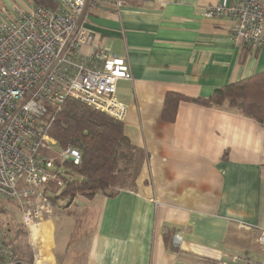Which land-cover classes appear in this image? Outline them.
<instances>
[{
  "label": "crops",
  "instance_id": "crops-1",
  "mask_svg": "<svg viewBox=\"0 0 264 264\" xmlns=\"http://www.w3.org/2000/svg\"><path fill=\"white\" fill-rule=\"evenodd\" d=\"M218 1H87L83 27L125 58L131 73L116 83V97L127 108L124 133L145 156L133 184L115 195L53 203L31 229L32 264H191L192 254L218 264L258 240L264 126L225 106L184 99L172 121L162 118L169 94L209 96L264 70V48L243 56L229 18L203 15ZM27 2L0 6L26 9Z\"/></svg>",
  "mask_w": 264,
  "mask_h": 264
},
{
  "label": "built area",
  "instance_id": "built-area-1",
  "mask_svg": "<svg viewBox=\"0 0 264 264\" xmlns=\"http://www.w3.org/2000/svg\"><path fill=\"white\" fill-rule=\"evenodd\" d=\"M87 1L58 0L54 8L0 6V210L14 204L30 232L51 213L52 197L64 185L65 163L81 162L77 148L59 147L49 133L63 102L74 98L121 122L127 114L116 83L131 73L125 58L83 27ZM112 2L118 7L124 0ZM203 15L227 16L234 41L244 49L264 48V0H219ZM258 240L260 259L233 254L218 264H264V228ZM180 242L173 234V247ZM0 264H25L17 260L1 216Z\"/></svg>",
  "mask_w": 264,
  "mask_h": 264
},
{
  "label": "trees",
  "instance_id": "trees-1",
  "mask_svg": "<svg viewBox=\"0 0 264 264\" xmlns=\"http://www.w3.org/2000/svg\"><path fill=\"white\" fill-rule=\"evenodd\" d=\"M30 1L31 5L44 8H54L57 4L56 0ZM183 99L206 107L225 106L264 126V70L215 88L209 96L186 98L169 94L165 98L162 118L172 121L177 102ZM49 133L59 147L72 145L81 154L79 164L65 163L66 175L62 176L64 185L61 192L67 196L69 203L76 196L91 198L101 193L111 197L119 189L130 187L145 156L140 148L131 144L121 121L71 97L55 114ZM6 230L9 232L7 227ZM165 240L168 243L167 236ZM27 247L16 242L13 250L18 261L32 264V254Z\"/></svg>",
  "mask_w": 264,
  "mask_h": 264
},
{
  "label": "rangeland",
  "instance_id": "rangeland-1",
  "mask_svg": "<svg viewBox=\"0 0 264 264\" xmlns=\"http://www.w3.org/2000/svg\"><path fill=\"white\" fill-rule=\"evenodd\" d=\"M24 5H28V0H21ZM2 6V5H1ZM130 184V182H128ZM128 184V185H129ZM131 186V184H130ZM62 190V189H61ZM60 192L52 197V204L56 203L60 208L66 207L67 204V196ZM69 203V202H68ZM52 210V209H51ZM0 216L3 219L4 223L6 224L7 229H9L10 235L13 237L14 240H12L13 247L14 245L20 244L22 246H28L31 254L33 252L32 244H30V241L32 242V238L30 239L31 232L27 229H24L23 226L20 223V216L15 208L14 204H10L8 209L0 210ZM30 240V241H29ZM248 251L245 254H242L241 252H238L240 255L246 256L251 259H260L262 256V244L259 242V240L250 239L248 241ZM204 257L191 255V264H211L206 261H204ZM25 263V262H24ZM26 264V263H25ZM31 264V263H30Z\"/></svg>",
  "mask_w": 264,
  "mask_h": 264
},
{
  "label": "bare ground",
  "instance_id": "bare-ground-1",
  "mask_svg": "<svg viewBox=\"0 0 264 264\" xmlns=\"http://www.w3.org/2000/svg\"><path fill=\"white\" fill-rule=\"evenodd\" d=\"M42 223V222H41ZM39 260V259H38Z\"/></svg>",
  "mask_w": 264,
  "mask_h": 264
}]
</instances>
